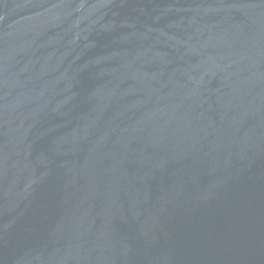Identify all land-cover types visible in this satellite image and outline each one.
I'll return each instance as SVG.
<instances>
[{"label": "water", "instance_id": "95a60500", "mask_svg": "<svg viewBox=\"0 0 264 264\" xmlns=\"http://www.w3.org/2000/svg\"><path fill=\"white\" fill-rule=\"evenodd\" d=\"M0 264H264V0H0Z\"/></svg>", "mask_w": 264, "mask_h": 264}]
</instances>
